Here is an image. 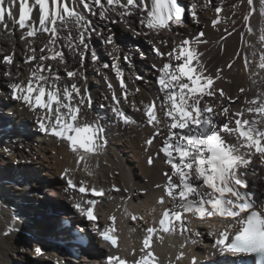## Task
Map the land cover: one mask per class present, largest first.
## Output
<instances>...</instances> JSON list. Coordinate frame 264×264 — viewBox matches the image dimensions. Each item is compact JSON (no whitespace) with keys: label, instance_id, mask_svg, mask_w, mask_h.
<instances>
[{"label":"snow or ice","instance_id":"snow-or-ice-1","mask_svg":"<svg viewBox=\"0 0 264 264\" xmlns=\"http://www.w3.org/2000/svg\"><path fill=\"white\" fill-rule=\"evenodd\" d=\"M209 2L205 0L204 6L207 7ZM243 4L247 10L242 14V22L248 35H254L250 19L257 11V4L258 15L264 18V0H235L232 4L234 15ZM198 7L197 3L185 5L180 0H0V24L5 28L9 21L18 25L20 40L26 45L24 64L29 70L26 79H20L19 71L3 73L9 79L8 96L33 114L41 134L55 138L73 154L77 169L89 177L94 176L91 161L107 144L105 120L108 117H102L92 107L85 69L89 58L93 64L101 65L92 44L93 36L100 40L111 57V63L105 62L102 67L111 69L119 81L117 91L105 76L111 99L107 105H100L101 110L107 109L114 121L127 126L136 123L123 109L124 104L131 103L134 110L142 112L147 126L152 129L145 145L154 147L156 138H161L155 157L149 155L147 158V164L153 166L162 153L163 163L168 166L162 173L163 183L154 185L160 190L156 200L160 215L154 216L151 223L126 206L133 196L142 192H129L117 185L105 189L93 181H77L74 175L77 169L65 168L61 174L66 184L63 191L72 207L91 222L94 233L103 242L116 250L105 257L106 264H161L152 247L154 235L157 238L161 232L179 235L184 242L182 249L186 244L195 245L203 233L190 227L194 221L208 225L207 235L212 238L209 256L214 251L239 257L240 264H252L244 258H253L254 264H264V191L255 180L250 183L247 179L249 174L257 175L254 158L258 157L264 166V91H258L253 99L247 100L248 107L244 110L233 112L222 102L217 105L215 101L225 97L223 89L214 86L221 70L215 76L207 74L201 58L203 54L197 47L205 42L199 39L205 35L203 31L195 38L182 37L178 44L171 42L167 52L160 47L169 45L159 36L161 30L171 31L173 26L184 24L188 17L199 25ZM213 8L217 16L211 23L216 27L220 23L222 5H213ZM133 16L139 17L140 30L127 19ZM90 17H96L105 27L98 29ZM120 23L131 31L133 38L156 34L157 38L149 42L152 52L160 59L159 65H152L158 73L156 84L160 96L150 102L141 101L138 105L135 100L129 101L130 85L124 79L123 65L134 69L135 53L125 50L123 42L110 27ZM145 28L148 31H143ZM225 31L231 36L235 27ZM239 35L242 47L236 57L243 60L250 78L258 75L260 83L264 84V29L256 43L247 40L244 31ZM37 42L39 48L35 46ZM65 49L78 60L79 67L68 65ZM139 55L146 58L142 51ZM2 63L19 68L14 54L4 55ZM60 65L64 66L63 74ZM233 66L231 62L227 65L229 69ZM135 79L142 80L143 77L137 73ZM253 83L257 81L253 80ZM104 98L108 99V96ZM228 100L231 102L232 98L228 97ZM245 111L250 118H244ZM218 116L224 117L225 122L218 123ZM260 178L264 179V173ZM113 192L120 193L126 218L130 217L134 222L144 220L148 224L146 228L142 227V247L138 252L131 249L126 256L120 254L118 247L116 215L108 216L111 224L105 223L101 227L97 223L100 213L97 204L101 203L98 198L114 200ZM152 212H156L155 207ZM16 219L13 216V224L5 235L15 230ZM83 239L77 236L76 242L80 244ZM34 252L45 254L39 246ZM184 255L180 251L175 260L180 261ZM190 264L203 262L193 255ZM211 264H216L215 260Z\"/></svg>","mask_w":264,"mask_h":264},{"label":"bare ground","instance_id":"bare-ground-1","mask_svg":"<svg viewBox=\"0 0 264 264\" xmlns=\"http://www.w3.org/2000/svg\"><path fill=\"white\" fill-rule=\"evenodd\" d=\"M234 2L235 0H210L205 7V0H180V3L185 5L192 3L199 5L196 9L199 13V25L188 17L184 24L173 26L171 31L161 30L159 36L169 42L168 46H160L167 52L170 50L171 42L175 41L178 44L182 37L195 38L199 31H203L205 35L199 39L205 42L197 45L198 50L203 54L201 58L207 74L215 76L217 71L221 70L220 78L214 81V86L223 89L225 93L223 100L217 99L215 103L219 105L222 102L236 112L246 109L248 107L246 101L253 99L258 91H264V84L260 83L261 77L252 75L250 78L243 60L235 55L242 47L239 33L244 31L246 39L256 43L261 30L264 29V18L259 17L257 4V11L250 19L254 35H248L242 22V14L247 10L246 4L241 5L234 15L232 9ZM213 5H222L220 23L216 27L211 23L217 16ZM90 19L97 24L98 29L105 27V24L96 17ZM127 19L137 30L141 29L138 16ZM110 27L123 42L125 50L135 53V68L123 65L124 79L130 85L129 101L135 100L139 105L141 101L150 102L158 98L160 96L156 84L158 73L152 65L154 63L159 65L160 59L152 52V44L149 42L157 38L156 34L150 33L148 37L133 38L131 31L126 29L123 23ZM233 27L235 31L228 36L225 29L231 31ZM143 31L148 30L145 28ZM20 33L18 25H13L11 21L8 22L7 28L0 24V264H57L58 261H63L64 264H104V257L109 254L105 253L106 247L100 243L91 223H86L82 216L77 215L63 191L66 186L65 181L61 179L63 170L77 169L73 154L55 138L41 134L37 130L33 114L8 96L9 79L4 77L3 73L8 70L13 73L19 71L20 79H26L29 75L28 65L24 64L26 45L20 40ZM92 44L101 65L93 64L90 58L87 60L85 66L87 84L94 111L101 113L102 117H108V120H105L107 144L100 155L91 161L94 176L89 177L80 169H77L74 175L77 181L81 179L93 181L105 189L117 185L121 189H128L129 192H142L143 194L133 196L126 206L151 223L154 216L158 218L160 215V205L156 203L160 190L155 189L154 185L163 183L162 173L168 166L163 163L162 153L155 159L153 166L147 164V158L149 155L155 157L161 138H156L154 147L145 145L144 142L151 135L152 129L147 126L142 112L134 110L131 103L124 104L123 109L136 123L127 126L114 121L107 109L101 110L100 105H107L111 99L105 76L111 80L117 91L119 81L111 69L102 67L105 62L111 63L108 50L95 36L92 38ZM35 46L39 48V42ZM138 50L142 51L146 58H140ZM64 51L68 65L79 67L78 60L73 59L67 49ZM6 54H14L19 68L2 63V57ZM230 62L234 64L232 69L227 67ZM255 70L253 66V71ZM63 71L64 66L60 65L61 74ZM137 73L143 77L142 80L135 79ZM253 80L257 83H253ZM80 83L83 84L84 81L81 80ZM241 88L244 89L243 92L240 91ZM105 96H108V99H105ZM228 97L232 98L231 102ZM244 118H250L246 111ZM109 120L112 122L109 123ZM217 120L218 123L225 122L222 116H218ZM254 160L253 167L257 170V175L254 177L249 174L247 179L250 183L255 180L264 191V179L260 178L261 173H264V166L260 164L258 157ZM112 195L116 199L98 198L101 203L97 204V208L100 209L97 223L101 227L105 223L111 224L108 216L115 214L116 227L121 233L120 254L126 256L133 248L138 252L144 236L142 227L146 228L148 224L144 220L134 222L130 217L126 218L124 205L119 199L120 193L113 192ZM153 207L156 209L155 213L152 212ZM13 216L17 217L15 230L5 235L13 224ZM33 225L39 230L38 234L33 230ZM76 225L84 228L78 235L84 238L85 246L76 244L77 236L73 234V228L77 229ZM190 227L203 235L198 238L197 244H186L183 249L181 244L184 242L179 235L162 232L159 233V238L154 235V253L161 264L170 262L190 264L193 255L202 262L219 256V253L214 251L211 256L208 255L211 251L209 246L212 244V238L207 235L208 225L194 221ZM37 246L44 250V255L35 254L34 249ZM180 251L185 255L177 262L175 258Z\"/></svg>","mask_w":264,"mask_h":264},{"label":"rangeland","instance_id":"rangeland-1","mask_svg":"<svg viewBox=\"0 0 264 264\" xmlns=\"http://www.w3.org/2000/svg\"><path fill=\"white\" fill-rule=\"evenodd\" d=\"M0 93H1V91H0ZM42 202L45 204V202L43 200H42ZM33 222L35 223V220H33ZM33 230L36 232V234L39 233V230L36 229L35 225H33Z\"/></svg>","mask_w":264,"mask_h":264},{"label":"trees","instance_id":"trees-1","mask_svg":"<svg viewBox=\"0 0 264 264\" xmlns=\"http://www.w3.org/2000/svg\"><path fill=\"white\" fill-rule=\"evenodd\" d=\"M49 208V207H48Z\"/></svg>","mask_w":264,"mask_h":264}]
</instances>
